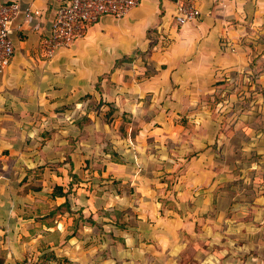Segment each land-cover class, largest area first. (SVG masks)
I'll list each match as a JSON object with an SVG mask.
<instances>
[{"label": "crops", "instance_id": "crops-1", "mask_svg": "<svg viewBox=\"0 0 264 264\" xmlns=\"http://www.w3.org/2000/svg\"><path fill=\"white\" fill-rule=\"evenodd\" d=\"M12 1L22 12L12 25L14 58L0 75V264L40 263L48 249L61 264H69L66 258L96 264L88 261L82 235L64 241L72 219L51 215L64 202L51 198L54 187L67 192L72 182L73 201L85 206L86 217L133 208L141 247L164 252L193 233L190 216L197 210L190 206L210 201L193 194L199 184L185 179L223 184L232 162L243 170L245 156L253 155L256 164L264 155V132L258 130L264 121V0H197L201 16L183 28L174 22L171 1L141 0L125 18H102L71 49L49 59L39 45L51 32V0ZM26 8L42 15L30 20ZM217 92L222 99L216 107ZM100 102L102 112L112 104L118 119H132L130 136L114 134V141L121 150L134 144L141 154L136 160L132 152L135 166L114 163L105 153L103 136L111 129L93 109ZM233 116L235 127L225 130ZM151 140L188 141L185 154L178 146L157 151L165 170H187L184 180L176 178L184 185L180 191L176 185L181 200L173 199V208L170 194L156 193L155 185L164 182L155 174L158 160L149 168ZM114 182L118 190L108 189ZM29 184L40 190L25 194ZM191 195L197 198L187 204ZM179 202L188 205L187 213ZM122 235L127 245L134 242L132 231ZM138 259L145 253L134 248L129 260L98 264H140Z\"/></svg>", "mask_w": 264, "mask_h": 264}, {"label": "rangeland", "instance_id": "rangeland-1", "mask_svg": "<svg viewBox=\"0 0 264 264\" xmlns=\"http://www.w3.org/2000/svg\"><path fill=\"white\" fill-rule=\"evenodd\" d=\"M221 99L220 93L217 92L213 105L217 107L219 105H217V103L221 101ZM218 116L220 119L218 123L223 127L224 123L221 124V122L224 119L221 118L220 112ZM228 119L229 121L225 126V130H230L235 127V117L233 116ZM127 120L130 122L129 127L135 126L134 123H132V119L127 117ZM258 130L264 132V121L262 119L258 123ZM185 142L187 143L188 141ZM186 143H174L171 140H167L166 143L164 141V143L161 144L151 140L149 142L150 147L147 149L146 158L148 160L154 158L152 161L149 160L151 162L149 168L155 169L151 164L158 160L156 169L159 167V170H157L155 174L157 175L159 173V179L164 182L163 186L158 187L155 185L157 190L156 193L159 194L160 191V193L165 196L170 194L168 200L171 202L169 204L171 208H173V205H176L173 199L177 202L181 200V197L179 200L177 199V194L178 191L181 190L179 188L184 185L176 178L179 177L181 180H184L187 170H185V165H181L179 173H177L178 171H173V173L172 171L169 172L165 170L166 166L163 164V159L159 157L161 154L157 151L163 150L164 146H169V148L178 146L179 149L185 150L183 151L185 154L189 152L188 150L186 151L185 145H183ZM124 148L125 151L126 148H128V153L134 152L136 160L141 157V154L136 151L134 144L132 146L125 145L122 149L124 150ZM248 156L249 155L245 156V169L243 170L236 169L234 166L235 161L232 162L231 171H228V181L226 183L209 187L208 185H204V183L208 184L204 179L198 181L196 178L195 181H193L189 178L191 183L188 179H185V184L188 183L192 185L194 182L195 184H199L197 185L198 187L194 189L195 193L193 194L202 193L205 198L207 196L210 200L207 204L201 200L199 203L190 206L191 209L194 208L197 210L195 214H191L190 216V222L194 223L193 233H184L181 235L180 241L172 243L164 252H158L156 254L154 251L151 254H147L148 258L145 260L138 259L139 263L264 264V155H259L256 158V164L253 160L254 156ZM235 157L236 156H234V158ZM216 158L220 157L216 156ZM176 185L178 191H175ZM193 198L196 199L197 197L192 195L190 198L188 197L187 204H190ZM181 204L182 203L179 202L178 206H180V209L182 208L184 213H187L188 205L183 206Z\"/></svg>", "mask_w": 264, "mask_h": 264}, {"label": "trees", "instance_id": "trees-1", "mask_svg": "<svg viewBox=\"0 0 264 264\" xmlns=\"http://www.w3.org/2000/svg\"><path fill=\"white\" fill-rule=\"evenodd\" d=\"M130 60L133 61V59ZM99 92L103 93V90L99 88ZM103 104L105 103L100 102L98 104H94L93 109L97 112L98 116H100L103 125H108L111 129V133L105 134L103 136L105 153L109 155L110 161L114 163L135 166L136 164L134 162V158H132L133 154L125 153L124 150L117 148L114 141V134H122V137L124 138L128 137V135L130 136L127 130V128H130V122L125 116H122L121 119H118L119 109L112 104H108V112H102L101 107ZM84 122L86 125L91 123L86 116ZM66 161L72 165L70 155L66 158ZM76 180H78L77 177L74 181ZM117 185L118 182H114L113 186H108L107 188L118 190ZM72 187L73 182L70 184L69 190L64 192L63 187L55 186L50 194L53 200L58 198L64 199V202L61 205L56 206L51 211L52 217H55L59 212L62 215L72 219L73 222L71 230L64 240L65 242L79 234L82 235L84 250L86 251V254H88L87 258L90 263L92 262L98 264L109 259L111 261H115L116 263H118L120 260H129L131 251L134 248L140 249L141 252L145 253V259L148 258L147 254H151L153 249H144L141 247L142 242L137 237V234L139 233L137 230L138 226L136 225V219L133 218V208H131V210H115L113 212L102 210L100 216L97 219H94L92 216L86 217L84 214L85 206L76 204L73 201ZM95 187L96 186H94V189H96L98 193H101L99 192V189ZM38 190H40V187H35L32 184H29L27 188H25V194L29 191L36 192ZM106 219H109V221ZM106 227L110 228V230H106ZM128 231H132L134 237V242H132L131 245H127L126 240L122 235V233ZM148 239L149 238H144L143 243L145 247L147 245ZM53 259L57 262V264L59 263V259L56 257L55 253L49 251L48 249L42 252V255H40V263L38 262L34 264H48ZM65 262L69 264H77L75 261L67 258L65 259Z\"/></svg>", "mask_w": 264, "mask_h": 264}, {"label": "built area", "instance_id": "built-area-1", "mask_svg": "<svg viewBox=\"0 0 264 264\" xmlns=\"http://www.w3.org/2000/svg\"><path fill=\"white\" fill-rule=\"evenodd\" d=\"M175 6L174 22L180 28L195 22L201 16L197 0H169ZM51 32L40 42L41 55L53 58L59 51L69 50L86 37L88 31L102 18H125L137 8L141 0H51ZM22 12L20 4L12 0H0V75L11 65L15 45L11 37L12 25ZM28 19L39 18L40 10L26 8Z\"/></svg>", "mask_w": 264, "mask_h": 264}]
</instances>
